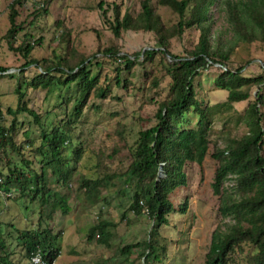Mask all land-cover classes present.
Segmentation results:
<instances>
[{"label": "trees", "instance_id": "trees-1", "mask_svg": "<svg viewBox=\"0 0 264 264\" xmlns=\"http://www.w3.org/2000/svg\"><path fill=\"white\" fill-rule=\"evenodd\" d=\"M51 2L12 0L8 5L9 27L0 37V45L6 42L11 51L21 56L22 63L18 69L22 76L8 75L17 80L14 90L17 106L4 109L0 103V161L4 160L6 165V173H0V191L13 192L15 198L36 202L40 220L51 218L57 211L66 215L69 212V197L54 190L51 185L67 188L78 171L82 149L74 147V128L92 97L107 99L110 84L107 78L101 82L104 71L115 73L116 84L126 87L127 79L122 81L120 78L123 71L129 75L137 65H153L159 59L163 76L170 83V94L157 104L155 123L141 128L132 145L121 130L117 134L118 142L121 149L127 151L129 161L124 172L98 178L82 175L78 192L84 195L91 207L100 203L110 204L115 195L120 194L128 198L127 212L141 215L146 210L152 222L148 240L125 245L120 254L127 261V257L133 255L130 254L132 250L142 247L144 255L140 259L144 264H151L153 260L161 262L160 257L165 256L166 247L158 246L156 238L159 229L167 225V218L174 211L170 195L177 188L187 185L186 163L201 165L210 147L207 138L211 125L209 104L196 96L193 81L202 72L213 69L217 73L214 87L227 92L228 104L250 102L242 117L247 134L241 139L231 140L224 148H213L211 153L212 159L217 162L212 193L219 199L218 213L227 222L223 228H216L213 232L205 264H264V61L259 65L261 73L255 76L242 72L253 59L236 68L230 66L231 56L239 44L259 43L264 46V0H139L135 15L127 9L122 12L125 0H98L95 9L115 38L129 31L149 33L153 37V49L121 57L118 49L111 48L103 52L98 50L94 56L88 57L76 51H69L63 56L53 52L50 58L37 59L32 57V36L25 32L24 22H18L19 10L30 3L32 7L27 25H36L38 20L48 16ZM160 7H168L177 15L174 25L167 27L164 24L158 14ZM214 7H219L225 14L228 37H225V30H214ZM63 25L60 21L55 22L58 28ZM189 30L198 33L196 45L186 50L184 56L171 54L170 40L182 37ZM22 32V39L15 46L17 36ZM63 37L62 34L60 41L64 40ZM41 41L38 38L34 44L40 45ZM119 58L122 68H114L113 60ZM30 67L34 73L27 77L25 73ZM8 69L0 66V72ZM159 84L158 79L152 82L153 87ZM71 85H76L78 98L70 114L64 100L42 114L28 108V90L50 92L67 89ZM62 106L65 108L61 118L48 126L44 119ZM189 113H193L197 121L195 127L185 129L181 126ZM21 114L31 118L29 127L37 126L39 145L31 139L29 128L24 133L23 142L16 143L18 116ZM6 116L11 119L8 124ZM25 147L30 149V158L23 154ZM68 149L72 150L67 155ZM8 151L19 155V162H13ZM159 169L163 177L158 179ZM227 183H232V186L227 187ZM111 187L117 189L114 195L103 192ZM186 207L187 201L179 206L180 212L185 213ZM113 226L109 222H97L89 229L87 241L95 240L108 246L111 236L108 228ZM13 230L9 238L15 240L17 237L18 242L21 241L24 260L39 247L45 259L56 261L60 254L57 247L60 232L53 234L50 228ZM247 246L250 251L243 257ZM7 248L0 231L1 264L9 263L11 256L7 254Z\"/></svg>", "mask_w": 264, "mask_h": 264}, {"label": "rangeland", "instance_id": "rangeland-1", "mask_svg": "<svg viewBox=\"0 0 264 264\" xmlns=\"http://www.w3.org/2000/svg\"><path fill=\"white\" fill-rule=\"evenodd\" d=\"M139 0H125V9L133 15L138 10ZM12 0H0V37H3L9 27L8 5ZM98 0H52L49 7V14L43 20L37 21L35 25H27L29 22L28 14L31 10V4L25 5L19 10L18 22H24V28L32 36L33 42L32 57L37 59L50 58L54 52L56 55H65L69 51L88 57L94 56L98 50L118 49V55L142 54L149 50L153 45V37L149 33L142 32H123L119 38H115L104 21L95 9ZM158 14L161 16L167 27L177 22V15L168 7H160ZM214 30L226 31L225 37H228L225 14L219 10V7L212 9ZM60 21L63 26H55V22ZM24 32L17 38V46L22 39ZM64 40L60 41L61 35ZM41 38V44H34L35 40ZM98 38V40H97ZM198 33L189 30L182 37H175L170 40L169 51L173 55L184 56L186 50L196 45ZM72 48V49H70ZM253 61L244 68L247 76H255L261 73L259 65L264 61V46L259 43H241L231 56L230 66L236 68L243 65L247 60ZM121 59L113 60L114 68L121 67ZM22 63L21 56L8 48L6 42L0 45V66L9 68L7 74L0 78V103L5 109L7 107L15 108L17 106V96L14 93L16 87V78L12 79L8 75H16L21 78L19 66ZM109 68V67H108ZM34 73L33 68L26 70L25 75L31 77ZM146 75V77L144 76ZM164 70L156 59L153 65H137L131 74L125 71L121 73V80L127 79V85H117L115 73L109 70L104 71L101 82L107 78L110 84V91L105 100L91 98L88 106L85 108L82 117L74 128V147L82 149V155L79 160V167L74 179L67 188H59L51 185V188L66 194L69 197L68 206L70 213L66 218L61 219L63 235L57 242L60 254L55 264H144V249L141 247L131 251L132 257L127 261L125 256L120 254L122 247L128 244H135L148 240L149 231L152 222L146 213L135 215L127 212L128 198L115 195L110 204L100 203L98 206L91 207L85 200L84 195L78 192V182L80 176L85 175L88 178L103 177L108 174H121L127 167V151L121 149L118 142V135L121 130L125 134L130 145L137 137V132L141 128L151 126L155 123L154 114L157 104L169 97L170 83L164 78ZM217 73L213 70L202 72L193 81L196 96L209 104L208 113L211 119V125L207 131V138L210 142L209 150L201 165L195 163H186L184 172L187 176V185L177 188L171 195L170 201L173 204L174 211L168 216V223L162 226L158 231L156 238L158 246L166 247L165 256H161V262L155 260L151 264H205V256L209 250L211 236L216 228H223L227 222L223 221L218 213L219 199L212 193L211 184L217 167V162L212 159L213 148H224L231 140L241 139L247 134V127L242 122V117L247 104L250 101H242L234 104H228L227 92L214 87V79ZM154 79L160 80L157 87L152 86ZM78 98V89L76 85H71L67 89H56L50 92L46 90H28L26 102L28 108L39 114L50 111L57 107L64 100L70 114L74 101ZM64 106L56 109L55 114L49 115L44 122L51 126L56 123ZM10 117L6 116L5 121L8 124ZM31 121L25 114L18 116L19 130L15 135L17 144L23 142L24 133L29 128L31 139L39 145V131L37 126L29 127ZM197 117L193 113L185 118L182 123L183 128L195 127ZM27 146V145H26ZM30 149L25 147L24 155L28 158ZM72 149L66 151L70 154ZM115 150L116 152H112ZM12 161L19 162L20 157L12 151H8ZM0 173H6L5 161H0ZM227 187L232 183H227ZM117 190V189H116ZM113 188H109L104 193L114 195ZM12 199L0 198V222L9 221L5 212L12 210L11 215H17L18 221L22 217L28 224L37 220L39 206L36 202H30L26 198ZM187 201L185 213L180 212L179 206ZM11 206L12 208H8ZM5 208V209H4ZM38 208V209H37ZM3 209V210H2ZM4 214V215H3ZM122 216H125L122 219ZM106 221L114 225L109 227L110 239L108 246L87 241V235L90 228L99 221ZM14 224V228L22 230L21 222ZM53 224L52 226H54ZM31 228V226H29ZM59 230V228H56ZM56 231L53 232V234ZM61 232V231H60ZM5 236V234H3ZM4 238V237H3ZM7 251H15L16 241L12 242L5 236ZM250 251L245 247L243 257ZM19 261V254H14L9 262ZM145 260V259H144ZM14 263V262H13ZM1 264V262H0ZM19 264V263H16Z\"/></svg>", "mask_w": 264, "mask_h": 264}, {"label": "crops", "instance_id": "crops-1", "mask_svg": "<svg viewBox=\"0 0 264 264\" xmlns=\"http://www.w3.org/2000/svg\"><path fill=\"white\" fill-rule=\"evenodd\" d=\"M8 208H12L11 206H9ZM5 209V208H4ZM38 209V208H37ZM3 210V209H2ZM69 211H70V207H69ZM1 212V211H0ZM68 213H70V212H68ZM68 213H67V215H66V218L67 217H69L68 216ZM5 215L7 214V216L9 217V221L8 222H5V223H2V222H0V228L2 229V230H0L1 231V235H3V234H5V236L10 240V236L14 233V224L18 221V217H17V215H11L12 214V210H10L9 212H5L4 213ZM3 214V215H4ZM61 213H60V211H57V213L55 212L52 216H51V218L49 217V219H47V218H43V220H40L39 218H40V213H38L37 214V216H38V218H37V220L34 222V220L32 221V223H30V224H28V221H26L25 219H24V217H22V221H19V222H21L22 224H21V227H22V229H24V228H29V226H31V228H50L51 229V231L52 232H54V231H56L55 233H59L60 231V237L63 235V230L61 229V227H56V224L57 225H59V224H61V219H64V216H59ZM62 215V214H61ZM101 221H103V220H101ZM19 222H17V223H19ZM104 222H106V221H104ZM39 224H40V226L41 227H39ZM53 224H55L54 226H52ZM93 227V226H92ZM56 228H59V230H56ZM87 228H91V226H88ZM13 232V233H12ZM5 236L3 235V237L5 238ZM17 238V237H16ZM15 238V241H16V246L14 247V248H16L15 249V251H12V252H9V253H7L8 255H10L11 257L9 258V261L12 259V256L14 255V254H19V256H20V260L19 261H13L12 263L11 262H9L8 264H16V263H19V264H28L27 263V259H25L24 260V258L22 257V251H21V246H20V243H21V241H19L18 242V240ZM60 239V238H59ZM11 242L13 241V240H10ZM13 254V255H12Z\"/></svg>", "mask_w": 264, "mask_h": 264}, {"label": "built area", "instance_id": "built-area-1", "mask_svg": "<svg viewBox=\"0 0 264 264\" xmlns=\"http://www.w3.org/2000/svg\"><path fill=\"white\" fill-rule=\"evenodd\" d=\"M14 197L13 192H4L0 191V198L2 199H12ZM142 213H146V210H143ZM55 260L48 261V259L44 258L43 252L39 247H36L35 250L29 255V258L27 259L28 264H55Z\"/></svg>", "mask_w": 264, "mask_h": 264}, {"label": "water", "instance_id": "water-1", "mask_svg": "<svg viewBox=\"0 0 264 264\" xmlns=\"http://www.w3.org/2000/svg\"><path fill=\"white\" fill-rule=\"evenodd\" d=\"M149 50L151 49V48H148ZM146 51V50H145ZM145 51H143V53L145 52ZM169 58V57H168ZM216 66H218V65H216ZM9 71H6V72H0V75H4V74H7ZM161 177H163L162 176V174H161V169H159V172H158V179L159 178H161Z\"/></svg>", "mask_w": 264, "mask_h": 264}]
</instances>
